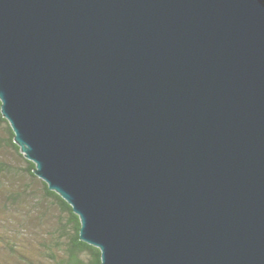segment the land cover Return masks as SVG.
<instances>
[{"label":"water","instance_id":"1","mask_svg":"<svg viewBox=\"0 0 264 264\" xmlns=\"http://www.w3.org/2000/svg\"><path fill=\"white\" fill-rule=\"evenodd\" d=\"M0 101L102 264H264V0H0Z\"/></svg>","mask_w":264,"mask_h":264},{"label":"rangeland","instance_id":"2","mask_svg":"<svg viewBox=\"0 0 264 264\" xmlns=\"http://www.w3.org/2000/svg\"><path fill=\"white\" fill-rule=\"evenodd\" d=\"M8 139L6 124H0V163L12 169L0 175V264H52L43 257L45 246L56 252L54 237L69 217L44 200L41 184L29 178Z\"/></svg>","mask_w":264,"mask_h":264},{"label":"trees","instance_id":"3","mask_svg":"<svg viewBox=\"0 0 264 264\" xmlns=\"http://www.w3.org/2000/svg\"><path fill=\"white\" fill-rule=\"evenodd\" d=\"M0 101V124H6L9 134L8 144L13 147L20 157L27 164V174L33 181H38L41 184V189L44 194V200L50 201L52 204L59 206L63 212L69 217L68 225H63L58 229V236L54 237L55 245L58 246L56 252L51 246H45L44 258H49L52 264H102L101 251L91 246L80 239L81 221L78 215L73 211L70 206L60 195L49 189L48 185L38 178L35 173V164L25 158L22 154L20 147L15 143V134L9 122L3 117L1 113ZM21 152V153H20ZM5 171L10 173L12 169L0 163V175ZM1 184V183H0ZM38 201H40L38 199ZM49 262V263H50Z\"/></svg>","mask_w":264,"mask_h":264}]
</instances>
